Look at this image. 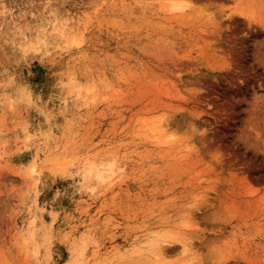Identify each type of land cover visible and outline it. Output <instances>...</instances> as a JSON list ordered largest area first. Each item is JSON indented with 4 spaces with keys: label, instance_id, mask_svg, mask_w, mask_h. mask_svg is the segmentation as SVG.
<instances>
[{
    "label": "rangeland",
    "instance_id": "obj_1",
    "mask_svg": "<svg viewBox=\"0 0 264 264\" xmlns=\"http://www.w3.org/2000/svg\"><path fill=\"white\" fill-rule=\"evenodd\" d=\"M183 1L0 0V264H264V0Z\"/></svg>",
    "mask_w": 264,
    "mask_h": 264
},
{
    "label": "bare ground",
    "instance_id": "obj_2",
    "mask_svg": "<svg viewBox=\"0 0 264 264\" xmlns=\"http://www.w3.org/2000/svg\"><path fill=\"white\" fill-rule=\"evenodd\" d=\"M168 1L169 2L171 1L170 7L172 8V10H183L185 8V4H184L183 0H168ZM167 117L164 116V114L156 116V117H149V118H147V123L145 126L148 129L157 132L159 134V137H165V135L167 134L166 132H167L169 125H170V123L168 122L169 119L167 120ZM163 141L168 142V140H166V139ZM107 165H109V164H107ZM110 167L112 168L111 165H110ZM33 172H36L35 167L33 168ZM109 173H107L106 170H101L98 168L96 174L98 177L101 178V180H103V179L108 178L107 176L109 175ZM165 231H167V232L166 233H160L157 231L156 235L153 238H151L149 241L150 246L154 245L153 252L156 254V256H158V258L166 257L167 251H169V250H167L166 247L163 246V244L165 245L169 241L175 242L178 240L182 244L181 245L182 248L180 249V253H182V256L184 257V259L182 260V264H194L192 259L187 256L189 254V251H191V247H192V244H191L192 241H190L189 236L187 235L188 233H186L185 230H183L181 232H175L176 230L174 232L170 231V230H165ZM162 232H164V231H162ZM172 251H174V250H172Z\"/></svg>",
    "mask_w": 264,
    "mask_h": 264
}]
</instances>
